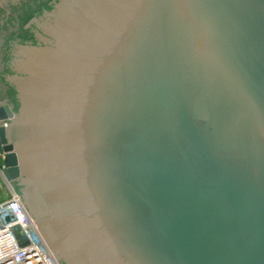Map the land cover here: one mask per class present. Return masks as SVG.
I'll return each mask as SVG.
<instances>
[{
    "label": "water",
    "instance_id": "water-1",
    "mask_svg": "<svg viewBox=\"0 0 264 264\" xmlns=\"http://www.w3.org/2000/svg\"><path fill=\"white\" fill-rule=\"evenodd\" d=\"M38 5L0 158L56 261L264 264V0Z\"/></svg>",
    "mask_w": 264,
    "mask_h": 264
},
{
    "label": "built area",
    "instance_id": "built-area-1",
    "mask_svg": "<svg viewBox=\"0 0 264 264\" xmlns=\"http://www.w3.org/2000/svg\"><path fill=\"white\" fill-rule=\"evenodd\" d=\"M0 127L6 128V123H1ZM2 169L0 164V191L5 194L0 201V264H59L14 187L3 178ZM16 228L28 241L27 246H20L15 235Z\"/></svg>",
    "mask_w": 264,
    "mask_h": 264
},
{
    "label": "rangeland",
    "instance_id": "rangeland-1",
    "mask_svg": "<svg viewBox=\"0 0 264 264\" xmlns=\"http://www.w3.org/2000/svg\"><path fill=\"white\" fill-rule=\"evenodd\" d=\"M39 1L0 0V28L12 39L42 11ZM0 164L3 165L2 159ZM4 198L5 194L0 191V201Z\"/></svg>",
    "mask_w": 264,
    "mask_h": 264
},
{
    "label": "flooded vegetation",
    "instance_id": "flooded-vegetation-1",
    "mask_svg": "<svg viewBox=\"0 0 264 264\" xmlns=\"http://www.w3.org/2000/svg\"><path fill=\"white\" fill-rule=\"evenodd\" d=\"M44 23H45V19H44ZM35 30V29H34ZM12 52H14V54H13V58H14V56L16 55V52H17V49H16V47L14 48V49H12ZM13 58H12V60H13ZM11 68L13 69V67H12V62H11ZM15 74V72L13 71L12 72V74ZM0 101H4V100H2L1 98H0ZM16 186V188L18 189V190H20V186H18V184L17 185H15Z\"/></svg>",
    "mask_w": 264,
    "mask_h": 264
},
{
    "label": "trees",
    "instance_id": "trees-1",
    "mask_svg": "<svg viewBox=\"0 0 264 264\" xmlns=\"http://www.w3.org/2000/svg\"><path fill=\"white\" fill-rule=\"evenodd\" d=\"M14 89V88H13ZM17 192L19 193L18 189H17Z\"/></svg>",
    "mask_w": 264,
    "mask_h": 264
}]
</instances>
